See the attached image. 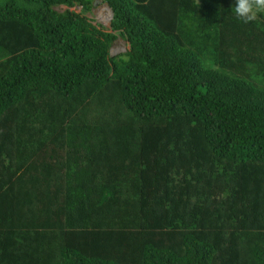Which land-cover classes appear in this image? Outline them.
I'll return each instance as SVG.
<instances>
[{"label": "trees", "instance_id": "obj_1", "mask_svg": "<svg viewBox=\"0 0 264 264\" xmlns=\"http://www.w3.org/2000/svg\"><path fill=\"white\" fill-rule=\"evenodd\" d=\"M100 1L0 0V264H264V12Z\"/></svg>", "mask_w": 264, "mask_h": 264}, {"label": "clouds", "instance_id": "obj_2", "mask_svg": "<svg viewBox=\"0 0 264 264\" xmlns=\"http://www.w3.org/2000/svg\"><path fill=\"white\" fill-rule=\"evenodd\" d=\"M232 11L235 17L241 20L242 22L244 23L252 22L256 19L258 13L264 12V0H235V5L232 7ZM111 18L112 17H110V21Z\"/></svg>", "mask_w": 264, "mask_h": 264}, {"label": "rangeland", "instance_id": "obj_3", "mask_svg": "<svg viewBox=\"0 0 264 264\" xmlns=\"http://www.w3.org/2000/svg\"><path fill=\"white\" fill-rule=\"evenodd\" d=\"M80 8H77L79 10ZM57 10L62 11L64 10L63 7H58ZM89 17H91L93 23H99L104 26L109 25L111 13L110 9L106 5V3L101 2L100 0H94L92 12L88 14ZM125 44L123 40L120 38L116 39V41L112 44V53L117 54L120 52L125 51Z\"/></svg>", "mask_w": 264, "mask_h": 264}, {"label": "water", "instance_id": "obj_4", "mask_svg": "<svg viewBox=\"0 0 264 264\" xmlns=\"http://www.w3.org/2000/svg\"><path fill=\"white\" fill-rule=\"evenodd\" d=\"M111 17H112V12H111ZM111 50H112V48H111ZM112 53V52H111Z\"/></svg>", "mask_w": 264, "mask_h": 264}]
</instances>
